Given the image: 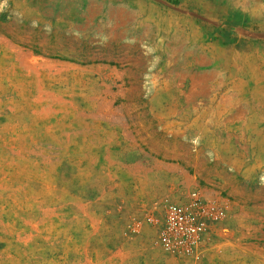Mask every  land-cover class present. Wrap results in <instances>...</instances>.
Instances as JSON below:
<instances>
[{
	"label": "rangeland",
	"instance_id": "374dc122",
	"mask_svg": "<svg viewBox=\"0 0 264 264\" xmlns=\"http://www.w3.org/2000/svg\"><path fill=\"white\" fill-rule=\"evenodd\" d=\"M0 264H264V0H0Z\"/></svg>",
	"mask_w": 264,
	"mask_h": 264
},
{
	"label": "built area",
	"instance_id": "2783aa9c",
	"mask_svg": "<svg viewBox=\"0 0 264 264\" xmlns=\"http://www.w3.org/2000/svg\"><path fill=\"white\" fill-rule=\"evenodd\" d=\"M166 227L161 234V243L166 247L185 244L202 229L195 224L187 213V207L181 203H171L166 208Z\"/></svg>",
	"mask_w": 264,
	"mask_h": 264
}]
</instances>
